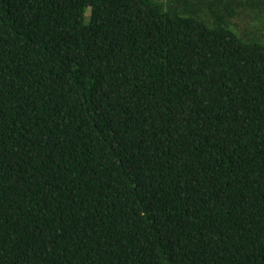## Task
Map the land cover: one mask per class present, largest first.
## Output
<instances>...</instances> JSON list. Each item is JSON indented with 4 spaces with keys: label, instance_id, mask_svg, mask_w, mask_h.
<instances>
[{
    "label": "trees",
    "instance_id": "trees-1",
    "mask_svg": "<svg viewBox=\"0 0 264 264\" xmlns=\"http://www.w3.org/2000/svg\"><path fill=\"white\" fill-rule=\"evenodd\" d=\"M242 4L0 0V264H264Z\"/></svg>",
    "mask_w": 264,
    "mask_h": 264
},
{
    "label": "rangeland",
    "instance_id": "rangeland-1",
    "mask_svg": "<svg viewBox=\"0 0 264 264\" xmlns=\"http://www.w3.org/2000/svg\"><path fill=\"white\" fill-rule=\"evenodd\" d=\"M253 1L255 5L248 3V0H242L243 4L238 6V14L231 21V25L243 37L264 41V0Z\"/></svg>",
    "mask_w": 264,
    "mask_h": 264
}]
</instances>
